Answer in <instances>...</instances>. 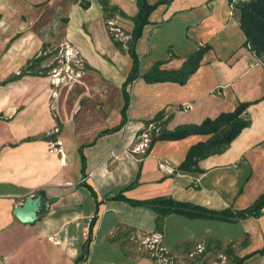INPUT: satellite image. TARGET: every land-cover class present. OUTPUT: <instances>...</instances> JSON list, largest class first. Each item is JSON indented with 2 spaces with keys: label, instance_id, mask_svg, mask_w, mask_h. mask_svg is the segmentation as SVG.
Segmentation results:
<instances>
[{
  "label": "crops",
  "instance_id": "obj_1",
  "mask_svg": "<svg viewBox=\"0 0 264 264\" xmlns=\"http://www.w3.org/2000/svg\"><path fill=\"white\" fill-rule=\"evenodd\" d=\"M137 13L136 0H0V264H75L91 220L84 264H157L131 240L156 233L175 264H212L230 245L239 258L264 248V208L259 218L235 223L172 214L159 231L155 212L113 200L124 190L130 200L166 197L223 211L245 209L264 194V64L246 47L229 0H173L151 13L135 47L141 75L157 62L178 70L199 47L208 51L184 85L134 81L126 121L111 131L122 121L132 59L111 39L106 18L131 35ZM65 42L85 73L56 89L50 61L34 60ZM241 103H250V125L223 153L200 160L201 172L178 167L210 136L157 141L147 156L132 154L137 134L160 112L170 115L166 129L173 131ZM161 159L173 174L159 168ZM37 196V220L18 221L14 209ZM117 233L124 247L109 240ZM198 243L206 250L191 260ZM243 264H264V257Z\"/></svg>",
  "mask_w": 264,
  "mask_h": 264
},
{
  "label": "trees",
  "instance_id": "obj_2",
  "mask_svg": "<svg viewBox=\"0 0 264 264\" xmlns=\"http://www.w3.org/2000/svg\"><path fill=\"white\" fill-rule=\"evenodd\" d=\"M172 1L173 0H156L151 4L149 0H136L138 13L133 19L134 28L130 35L131 38L127 43V49L125 50L132 59V68L122 87V96L124 100V106L122 108V121L118 127L112 129L111 131L119 130V128H121L126 121V112L130 101L127 88L134 81L141 77L147 83L174 82L184 85L188 78L197 71L204 55L208 51V47H199L196 53L186 58L184 64L178 70H162L161 66L163 63L157 62L152 66L148 73L145 75L140 74L139 58L135 52L136 43L142 36L144 27L149 23L151 13L159 6L169 4ZM103 7L106 12L113 11L111 8L107 7V5H103ZM232 15L237 18L240 28L246 37V47L260 62L264 64V0H249L246 3H238L233 7ZM110 19L112 18H106V23ZM110 37L118 47L123 49L121 43L115 41L112 35H110ZM34 61H39V59ZM249 106L250 103H241L232 112L222 113L215 119H207L199 125L179 126L173 131H168L166 129V124L170 115L165 113V111L160 112L151 121L158 122L165 118L162 122L163 129L159 136L153 138L151 148L157 141H176L191 135L210 136L206 142L198 143L192 146L188 150L185 160L178 167V170L183 172H201L198 167L200 160L211 155L223 153L228 148L230 143L238 137L241 131L250 125V120L246 115V110ZM151 121L147 122L145 125L149 124ZM131 186H133V184L125 189H128ZM123 191L124 190L115 196L113 200L124 201L133 207H143L155 212L158 217L157 228L159 231H161L159 223L162 219L172 214L181 215L189 219H206L235 223L247 218H259L264 208V194L259 196L251 206L242 210L229 208L223 211H210L189 203L177 202L166 197L142 201L130 200L122 195ZM93 222L94 220L90 221L86 242L84 243L80 257L77 259L75 264H84L88 258L89 246L92 240ZM121 237L122 235L117 233L116 235L114 234L110 237L109 240L121 243L124 247V243L121 242ZM225 253L230 258L229 264H243V262L251 256L260 255L264 257V248L239 258L235 256L234 250L230 245L227 247ZM144 254L148 256L147 252H144Z\"/></svg>",
  "mask_w": 264,
  "mask_h": 264
},
{
  "label": "built area",
  "instance_id": "obj_3",
  "mask_svg": "<svg viewBox=\"0 0 264 264\" xmlns=\"http://www.w3.org/2000/svg\"><path fill=\"white\" fill-rule=\"evenodd\" d=\"M249 0H229L231 12L233 7L238 3H246ZM107 29L113 39L121 43L124 50L127 49V43L131 36L126 34L120 27L116 25L113 19L107 21ZM59 49V67L54 68L53 62L50 61L48 68V76L52 84L59 85L68 82H74L82 78L85 73V65L80 58L78 51L69 43L65 42L60 44L54 50ZM51 54L52 52H48ZM44 54L47 55V52ZM165 119V118H164ZM162 119L158 122L151 121L149 124L144 125L135 138L134 146L132 148V154L140 156L141 158L148 155L152 141L154 137L160 135L162 131ZM57 131V130H56ZM60 145V143H57ZM53 146V144H52ZM159 168L167 174H173L174 169L166 159H161L158 162ZM132 241L137 242L141 248L148 253V257L155 261L157 264H175L176 257L173 256L167 248L162 244V236L159 233L152 235H143L140 238H131ZM206 250L204 243H198L194 249L189 253L188 258L195 260L199 258ZM228 256L226 254H220L213 261L212 264H228ZM198 264V263H197Z\"/></svg>",
  "mask_w": 264,
  "mask_h": 264
},
{
  "label": "water",
  "instance_id": "obj_4",
  "mask_svg": "<svg viewBox=\"0 0 264 264\" xmlns=\"http://www.w3.org/2000/svg\"><path fill=\"white\" fill-rule=\"evenodd\" d=\"M41 205V196L28 197L21 206L14 209L13 215L23 224H32L37 220Z\"/></svg>",
  "mask_w": 264,
  "mask_h": 264
},
{
  "label": "rangeland",
  "instance_id": "obj_5",
  "mask_svg": "<svg viewBox=\"0 0 264 264\" xmlns=\"http://www.w3.org/2000/svg\"><path fill=\"white\" fill-rule=\"evenodd\" d=\"M56 48V47H55ZM45 52H47V55L44 54ZM48 52H52L51 54H49ZM59 49L58 50H54L53 47H50L49 49H47L46 51H42L40 54H38V58H39V61H54L53 62V66L54 68H57L60 66V64L58 63V60L59 58ZM46 73L44 72L42 75H45ZM62 84H59V85H56V89L61 86ZM143 249V248H142ZM142 252H144L145 250H141ZM229 263V262H228Z\"/></svg>",
  "mask_w": 264,
  "mask_h": 264
}]
</instances>
